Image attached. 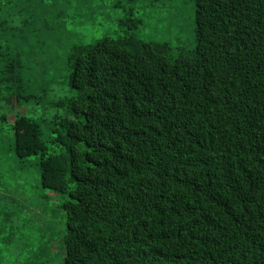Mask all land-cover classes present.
<instances>
[{"label":"trees","instance_id":"1","mask_svg":"<svg viewBox=\"0 0 264 264\" xmlns=\"http://www.w3.org/2000/svg\"><path fill=\"white\" fill-rule=\"evenodd\" d=\"M21 1L0 0L11 106L34 97L16 47L70 3ZM193 3L192 51L131 34L71 50L56 152L37 122L14 118L16 157L39 155L42 188L67 197L63 264H264V0ZM55 19L48 31L71 23Z\"/></svg>","mask_w":264,"mask_h":264},{"label":"rangeland","instance_id":"2","mask_svg":"<svg viewBox=\"0 0 264 264\" xmlns=\"http://www.w3.org/2000/svg\"><path fill=\"white\" fill-rule=\"evenodd\" d=\"M21 4L22 1L20 0ZM36 21L29 41L16 47L28 73L33 98L18 105L0 103V264H63L66 196L43 189L40 159L20 160L13 150V123L17 113L37 122L47 154L57 151L51 144V121L68 115L55 103L75 96L67 84V59L74 47L92 46L128 34L139 41L167 43L173 56L178 49L196 47L193 0H70L57 4ZM66 13L70 24L55 27L56 15ZM60 17V16H57ZM44 36L38 37L40 32ZM44 90L46 92H44ZM29 94V92H27Z\"/></svg>","mask_w":264,"mask_h":264}]
</instances>
